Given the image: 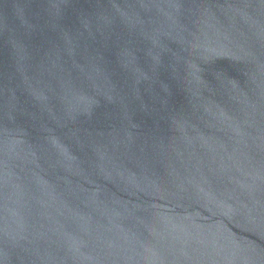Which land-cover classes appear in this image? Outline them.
<instances>
[{
    "label": "water",
    "instance_id": "1",
    "mask_svg": "<svg viewBox=\"0 0 264 264\" xmlns=\"http://www.w3.org/2000/svg\"><path fill=\"white\" fill-rule=\"evenodd\" d=\"M0 264H264V0H0Z\"/></svg>",
    "mask_w": 264,
    "mask_h": 264
}]
</instances>
